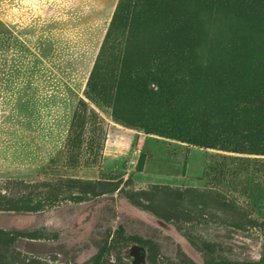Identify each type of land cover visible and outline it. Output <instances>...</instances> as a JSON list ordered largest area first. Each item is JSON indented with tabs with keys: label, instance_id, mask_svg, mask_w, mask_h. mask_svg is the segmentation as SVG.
Segmentation results:
<instances>
[{
	"label": "rangeland",
	"instance_id": "374dc122",
	"mask_svg": "<svg viewBox=\"0 0 264 264\" xmlns=\"http://www.w3.org/2000/svg\"><path fill=\"white\" fill-rule=\"evenodd\" d=\"M11 51L50 65L72 124L44 169L0 179V208L36 205L20 217L0 211V263L90 264L123 241L108 238L119 229L129 243L141 239L147 264L200 262L153 214L210 245L214 259L261 263L264 157L243 144L202 149L166 128L264 122L255 103L264 99V0H0V61ZM176 67L189 84L168 101L158 80ZM116 188L124 193L109 194ZM25 228L48 238L8 252L6 233Z\"/></svg>",
	"mask_w": 264,
	"mask_h": 264
},
{
	"label": "crops",
	"instance_id": "0c3cea01",
	"mask_svg": "<svg viewBox=\"0 0 264 264\" xmlns=\"http://www.w3.org/2000/svg\"><path fill=\"white\" fill-rule=\"evenodd\" d=\"M0 61V179L36 175L65 149L71 104L62 80L36 57Z\"/></svg>",
	"mask_w": 264,
	"mask_h": 264
},
{
	"label": "trees",
	"instance_id": "16d2710c",
	"mask_svg": "<svg viewBox=\"0 0 264 264\" xmlns=\"http://www.w3.org/2000/svg\"><path fill=\"white\" fill-rule=\"evenodd\" d=\"M175 71H172L170 68L163 70L161 72V78L159 79L160 89H162L163 95L166 97V100H172L173 95L176 93H183L185 89L188 87L189 78L183 71V69L175 68ZM229 84V80L226 78L225 73H221L217 76V86L222 89L224 86ZM259 108H264V99L262 96L257 99L255 102ZM219 129L213 130L210 126L200 120L198 123L194 120H184L177 125H169L167 126V130L170 134H177L178 141L182 143L194 145L196 147H200L202 149H230V146L233 145L235 147L243 144L244 146H248L252 152H256L258 156L264 157V122L260 123H251V122H227L221 126H218ZM242 148V147H241ZM114 193H119L122 195L124 193V188H116L109 194L113 195ZM98 195L96 198H100ZM110 198H113L110 197ZM110 198L98 199L95 205H92L88 214L93 212V210L97 207V205L101 204V202L109 201ZM116 198V197H115ZM68 201L74 204H81L83 202H88L85 198L82 197H72L67 199ZM103 200V201H101ZM127 201L132 206H139L137 202H135L132 198L127 197ZM36 205H12L4 208H0V211L7 214H13L17 217L23 216L28 213H34ZM151 216V223L167 234L177 238L187 249L191 256L196 259V254H200V262L196 264H228L222 262L218 259H214L213 255L208 251L210 245L205 242H199L193 234H190L188 231H183L177 224L164 222L163 219L159 218L156 214ZM234 228H239L234 225ZM7 239L4 240V246L8 252L17 251L16 244L21 240L27 241H37V240H45L48 238L44 232L40 231H28L25 229L13 230L11 232L6 233ZM170 236V237H171ZM120 238L123 240L120 242L117 247L104 245L100 247L98 254L95 259L90 264H114L112 262V258L114 253L118 254L121 264H129L126 256L129 249L133 245L141 246L145 249L147 253V249L145 244L139 238L131 237L133 241L129 243L123 235L122 229L117 230L114 234H110L108 238ZM264 238V231H263ZM127 257V258H126ZM149 261L148 256L146 257ZM264 263V259L260 264ZM2 264V263H0ZM41 264V263H40Z\"/></svg>",
	"mask_w": 264,
	"mask_h": 264
},
{
	"label": "water",
	"instance_id": "95a60500",
	"mask_svg": "<svg viewBox=\"0 0 264 264\" xmlns=\"http://www.w3.org/2000/svg\"><path fill=\"white\" fill-rule=\"evenodd\" d=\"M128 260L130 261L131 264H147L145 249L141 246L133 245L129 249ZM112 262H114L113 258H112Z\"/></svg>",
	"mask_w": 264,
	"mask_h": 264
},
{
	"label": "flooded vegetation",
	"instance_id": "af4514ba",
	"mask_svg": "<svg viewBox=\"0 0 264 264\" xmlns=\"http://www.w3.org/2000/svg\"><path fill=\"white\" fill-rule=\"evenodd\" d=\"M169 236H171V235H169ZM171 237L174 238V239H177V238H175V237H173V236H171ZM183 246H184V245H183ZM131 247H132V246H131ZM184 247H185V246H184ZM185 248H186V247H185ZM186 250L188 251L187 248H186ZM128 255H129V251H128V253H127L126 256L128 257ZM145 255H146V257H147V253H146V251H145ZM127 257H126V258H127ZM127 261H128L129 264H131L130 261H129L128 259H127Z\"/></svg>",
	"mask_w": 264,
	"mask_h": 264
}]
</instances>
